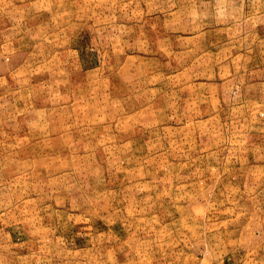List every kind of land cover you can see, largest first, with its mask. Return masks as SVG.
<instances>
[{
    "label": "rangeland",
    "instance_id": "1",
    "mask_svg": "<svg viewBox=\"0 0 264 264\" xmlns=\"http://www.w3.org/2000/svg\"><path fill=\"white\" fill-rule=\"evenodd\" d=\"M0 264H264V0H0Z\"/></svg>",
    "mask_w": 264,
    "mask_h": 264
}]
</instances>
